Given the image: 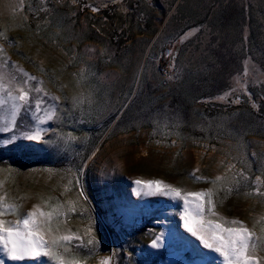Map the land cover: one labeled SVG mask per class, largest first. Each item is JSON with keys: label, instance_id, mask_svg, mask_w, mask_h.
<instances>
[{"label": "rangeland", "instance_id": "374dc122", "mask_svg": "<svg viewBox=\"0 0 264 264\" xmlns=\"http://www.w3.org/2000/svg\"><path fill=\"white\" fill-rule=\"evenodd\" d=\"M0 49L6 89L18 94L24 72L35 77L24 87L43 89L7 131L13 102L0 92V139L43 130L0 148V195L22 214L62 206L53 227L83 238L71 243L86 264H224L184 229L182 199L137 195V179L211 189L219 217L205 221L260 234L264 0H0Z\"/></svg>", "mask_w": 264, "mask_h": 264}, {"label": "snow or ice", "instance_id": "6c2138e0", "mask_svg": "<svg viewBox=\"0 0 264 264\" xmlns=\"http://www.w3.org/2000/svg\"><path fill=\"white\" fill-rule=\"evenodd\" d=\"M0 53H2V49H0ZM12 67L18 68L16 65H12ZM18 71L22 72L23 70L18 69ZM23 75L28 79L19 86L18 94H14L11 87L5 88L3 77L0 75V92L6 91L8 98L13 102L11 117L6 121L5 131L10 130V127H15L16 116L22 107L32 105L33 98L30 93L43 91L42 88L35 86L24 87L23 85H26L28 81L35 80V77L26 72ZM12 79L15 81L14 77ZM50 99L55 101L58 98L50 97ZM3 102L0 100V104ZM73 102L81 103L82 100L73 97ZM42 104V100H36L37 108H40ZM54 116L55 111L50 110L47 119L51 120ZM44 122L46 121L38 117V123ZM21 139L40 143L43 141V130H30L22 132L19 137L13 134L6 139H0V148L14 147ZM221 179V176H217L211 183L215 185ZM259 180L260 177H257V181ZM135 184L140 186V190L136 191L137 195H163L182 199L184 210L180 219L183 221L184 229L196 237L204 248L218 253L223 258L224 264H264V256L256 254L257 252H264V225L261 226L258 235L255 231L256 222H254L253 228H249L242 221L236 219L220 218L218 221H205L203 219L206 213L219 217V213L215 211L214 193L211 189L183 192L180 188L165 184L160 180L137 179ZM228 191L231 192L232 189L229 188ZM256 191L259 193L260 189L257 188ZM80 195H84L83 191ZM20 207L15 202L7 203L5 196L0 195V252L4 253L7 260L31 259L36 264H86L89 257L82 256L77 250H74L71 243L73 240H80L81 245L76 246L78 249L83 246V238L71 229H67L66 234H57L60 232L59 225L53 227V221L59 216H67V213L59 211V207L62 206L45 212L41 210L39 205H34L32 210L26 214L19 211ZM75 210L73 204L69 211L75 212ZM5 215H15L17 219L14 222L7 221L3 219ZM88 232H92L91 227H89ZM98 244L99 241L94 234L87 240L88 246L96 247ZM159 244L160 236H157L152 241V246L158 247ZM112 259L113 256L104 257L100 260V264H111ZM0 264H5V261L0 260Z\"/></svg>", "mask_w": 264, "mask_h": 264}]
</instances>
